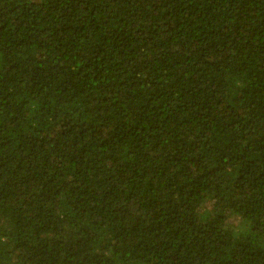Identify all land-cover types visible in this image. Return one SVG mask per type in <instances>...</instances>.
<instances>
[{
    "label": "trees",
    "instance_id": "16d2710c",
    "mask_svg": "<svg viewBox=\"0 0 264 264\" xmlns=\"http://www.w3.org/2000/svg\"><path fill=\"white\" fill-rule=\"evenodd\" d=\"M0 264H264V0H0Z\"/></svg>",
    "mask_w": 264,
    "mask_h": 264
}]
</instances>
